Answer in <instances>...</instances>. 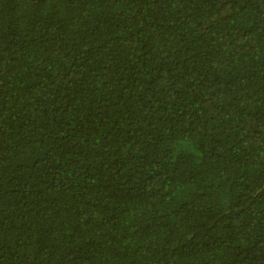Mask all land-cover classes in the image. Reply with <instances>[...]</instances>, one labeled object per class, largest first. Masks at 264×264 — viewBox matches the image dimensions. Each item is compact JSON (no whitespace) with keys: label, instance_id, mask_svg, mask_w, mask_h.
I'll list each match as a JSON object with an SVG mask.
<instances>
[{"label":"trees","instance_id":"16d2710c","mask_svg":"<svg viewBox=\"0 0 264 264\" xmlns=\"http://www.w3.org/2000/svg\"><path fill=\"white\" fill-rule=\"evenodd\" d=\"M0 264H264V0H0Z\"/></svg>","mask_w":264,"mask_h":264}]
</instances>
